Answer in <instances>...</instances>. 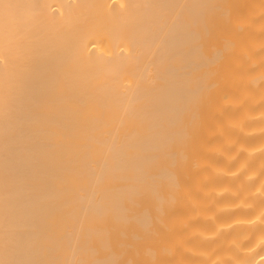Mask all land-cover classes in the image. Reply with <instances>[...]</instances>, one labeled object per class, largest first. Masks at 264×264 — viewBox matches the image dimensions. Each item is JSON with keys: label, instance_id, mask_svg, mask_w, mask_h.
Listing matches in <instances>:
<instances>
[{"label": "bare ground", "instance_id": "1", "mask_svg": "<svg viewBox=\"0 0 264 264\" xmlns=\"http://www.w3.org/2000/svg\"><path fill=\"white\" fill-rule=\"evenodd\" d=\"M119 2L43 28L0 0V264H144L197 211L221 101L264 89L260 0Z\"/></svg>", "mask_w": 264, "mask_h": 264}, {"label": "clouds", "instance_id": "2", "mask_svg": "<svg viewBox=\"0 0 264 264\" xmlns=\"http://www.w3.org/2000/svg\"><path fill=\"white\" fill-rule=\"evenodd\" d=\"M98 7L95 0H31L29 17L43 28L64 27ZM119 12L130 14L126 0H120ZM99 39L84 35L81 51L87 54L89 42L99 43ZM257 46L264 47V41ZM6 49L7 41L0 40V51ZM257 75L264 79V70ZM225 110L223 122L208 133L219 139L195 161L200 197H190L197 211L182 221L187 231L156 248L144 264H256L249 257L264 246V89L259 95L246 92L224 98L217 111ZM197 217L203 226L189 224ZM249 240L252 243L245 247ZM173 256L175 260L170 259Z\"/></svg>", "mask_w": 264, "mask_h": 264}]
</instances>
